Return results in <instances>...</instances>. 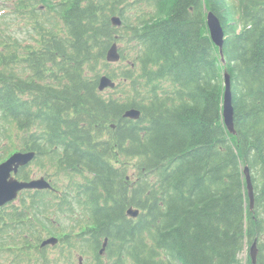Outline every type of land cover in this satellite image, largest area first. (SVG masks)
<instances>
[{
	"label": "trees",
	"instance_id": "16d2710c",
	"mask_svg": "<svg viewBox=\"0 0 264 264\" xmlns=\"http://www.w3.org/2000/svg\"><path fill=\"white\" fill-rule=\"evenodd\" d=\"M9 1L2 134L36 153L56 190L0 208V264H244L255 242L264 264V0ZM102 76L116 88L100 92ZM131 109L139 120L124 118ZM51 236L59 243L42 248Z\"/></svg>",
	"mask_w": 264,
	"mask_h": 264
},
{
	"label": "water",
	"instance_id": "95a60500",
	"mask_svg": "<svg viewBox=\"0 0 264 264\" xmlns=\"http://www.w3.org/2000/svg\"><path fill=\"white\" fill-rule=\"evenodd\" d=\"M207 26L209 29V33L213 43L219 48L221 58L223 63H225L224 54H223V44L225 40V33L223 26L221 24L220 19L212 12L209 11L206 16ZM112 23L116 27H120L122 25V21L118 16L112 18ZM121 59V55L119 53V47L117 43H114L107 53V61L109 63H118ZM225 80V94H224V122L227 127V130L231 134H235L234 127V109L232 105V93H231V80L230 75L225 72L224 74ZM116 87L115 82L110 79L108 76H103L99 82V90L101 92L107 89H114ZM140 111L136 109H131L126 111L124 118H128L131 120H139L140 119ZM36 157L35 152H17L14 153L10 158H8L5 162L0 164V207L5 204L14 201L19 192L26 189H38L45 190L51 189V184L45 179L40 178L36 180H32L30 182H20L12 173L15 174L18 172V169L21 167L28 166ZM244 173L246 175L247 181V189L248 196L250 199V207L253 209L255 203V193L252 185L251 174L248 167L245 168ZM128 215L132 218H137L139 215V210L137 209H129ZM59 243V239L56 237H50L45 239L41 247L52 246L55 247ZM107 245V240L103 245V249L101 253L105 250ZM257 243L255 242L251 249V258L252 263L256 264L257 258Z\"/></svg>",
	"mask_w": 264,
	"mask_h": 264
},
{
	"label": "rangeland",
	"instance_id": "374dc122",
	"mask_svg": "<svg viewBox=\"0 0 264 264\" xmlns=\"http://www.w3.org/2000/svg\"><path fill=\"white\" fill-rule=\"evenodd\" d=\"M11 2L9 0H0V12H11L12 9V5L10 4ZM5 10V11H4ZM221 66H223L221 64ZM224 70H222L223 72ZM8 129V128H7ZM6 129V130H7ZM5 131L4 127L1 125L0 123V157L2 158H7L9 157L11 154L14 153V151L16 150L17 146L19 147V143H17V141L14 139V133L13 131H8L5 132L4 134H2V132ZM33 168H35L36 170H38V173L40 171V169L35 165ZM43 174V173H42ZM38 176H42L41 174H38ZM254 244L250 245L248 247L247 250H245L242 254H241V259L243 260L244 264H247L248 261L252 262V258H251V249L253 247ZM256 250H257V258H258V245L256 246ZM257 258H256V264H257ZM92 262V258L88 255H84V258H82V261L80 264H91Z\"/></svg>",
	"mask_w": 264,
	"mask_h": 264
},
{
	"label": "flooded vegetation",
	"instance_id": "af4514ba",
	"mask_svg": "<svg viewBox=\"0 0 264 264\" xmlns=\"http://www.w3.org/2000/svg\"><path fill=\"white\" fill-rule=\"evenodd\" d=\"M35 166V164H30L29 166L26 167H21L18 169V172L16 174H14V172L12 173L18 180L20 181H30L33 179H37L38 176V170H36L35 168H33ZM27 175V179H25L26 177H24L23 175ZM37 190H23L21 192H19L17 200L12 202V203H8L6 204V206H4L3 208H9L12 207V205L19 203L21 204L22 199L24 198L28 204V196L32 195L35 197ZM36 202H34V206H35Z\"/></svg>",
	"mask_w": 264,
	"mask_h": 264
},
{
	"label": "bare ground",
	"instance_id": "6f19581e",
	"mask_svg": "<svg viewBox=\"0 0 264 264\" xmlns=\"http://www.w3.org/2000/svg\"><path fill=\"white\" fill-rule=\"evenodd\" d=\"M252 179V178H251ZM243 263V262H242ZM251 264V263H250Z\"/></svg>",
	"mask_w": 264,
	"mask_h": 264
}]
</instances>
